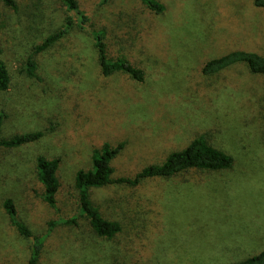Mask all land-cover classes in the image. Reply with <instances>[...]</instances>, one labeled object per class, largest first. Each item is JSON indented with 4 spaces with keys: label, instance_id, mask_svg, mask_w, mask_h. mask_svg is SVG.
<instances>
[{
    "label": "rangeland",
    "instance_id": "374dc122",
    "mask_svg": "<svg viewBox=\"0 0 264 264\" xmlns=\"http://www.w3.org/2000/svg\"><path fill=\"white\" fill-rule=\"evenodd\" d=\"M90 25H112L124 38L112 55H126L144 71L104 76L93 37L73 31L36 56L37 76L25 72L36 45L64 22L61 0H0V60L11 84L0 90L3 137L44 131L41 139L0 148V264H29L31 238L21 236L4 208L14 199L34 235L59 224L39 264H229L264 249V76L239 63L215 75L204 63L233 50L264 54V8L254 0H160L164 13L141 0H79ZM204 134L234 158L227 170L192 169L138 186L91 189L106 218L122 230L98 236L80 215L75 188L79 169L108 141L125 143L113 176L132 177L161 163ZM61 159V210L42 199L36 158Z\"/></svg>",
    "mask_w": 264,
    "mask_h": 264
},
{
    "label": "trees",
    "instance_id": "16d2710c",
    "mask_svg": "<svg viewBox=\"0 0 264 264\" xmlns=\"http://www.w3.org/2000/svg\"><path fill=\"white\" fill-rule=\"evenodd\" d=\"M4 4L17 11V0H3ZM110 0H103L104 3ZM151 11L160 14L166 11V5L160 0H141ZM64 11L63 25L49 34L43 41L36 45L34 51L26 60L25 72L32 77L37 76L38 62L36 56L54 47L59 41L67 37L73 31H86L94 40L97 61L104 76L115 73H125L131 78L142 81L144 71L133 63L126 55H112V47L124 38L121 30L113 31L112 25L101 28L90 25V16L80 5L79 0H61ZM258 7L264 8V0H254ZM239 63L246 64L251 73L264 76V54L248 50H233L226 54L207 60L201 68L204 75L211 76L227 70ZM11 84V75L8 67L0 60V90L6 91ZM5 115L0 114V148L12 149L33 143L44 136V131H29L15 134L11 137H3L2 127ZM125 143L114 146L108 141L103 142L100 148H95L92 153V166L88 169L81 168L75 176V188L80 215L85 217L92 230L101 237L113 238L122 230L118 220L106 218L100 208L91 198V189L101 188L110 184H125L138 186L144 180L151 178H171L192 169L221 171L234 166V158L226 151L212 145L204 134L194 137L184 148L171 151L161 163H153L143 167L132 177H114L113 160L123 151ZM61 159L59 157L48 158L38 155L36 158V174L38 181L43 186L42 199L53 209L61 210L60 193L61 182L58 170ZM4 208L9 216L11 224L18 233L31 238L29 264H39L42 258L45 244L57 225H77V216L69 218L59 217L49 221L45 233L34 235L29 225L18 214L15 201L11 197L4 200ZM229 264H264V249L259 253Z\"/></svg>",
    "mask_w": 264,
    "mask_h": 264
}]
</instances>
